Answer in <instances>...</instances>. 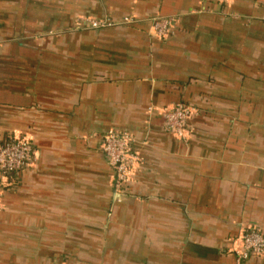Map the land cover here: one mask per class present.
Listing matches in <instances>:
<instances>
[{"label":"crops","instance_id":"0c3cea01","mask_svg":"<svg viewBox=\"0 0 264 264\" xmlns=\"http://www.w3.org/2000/svg\"><path fill=\"white\" fill-rule=\"evenodd\" d=\"M177 104L198 111L186 141L164 127ZM109 129L135 138L124 193ZM9 137L38 154L1 196L0 264H239L242 233L264 234V0H0Z\"/></svg>","mask_w":264,"mask_h":264},{"label":"built area","instance_id":"2783aa9c","mask_svg":"<svg viewBox=\"0 0 264 264\" xmlns=\"http://www.w3.org/2000/svg\"><path fill=\"white\" fill-rule=\"evenodd\" d=\"M225 1V0H220ZM91 29L100 30L109 28L113 22L103 19L83 20ZM125 23L131 22L129 18ZM177 19L175 17H161L152 21L151 32L163 38L173 33ZM198 111L185 104H177L163 110L164 127L181 140H187L189 134L188 123ZM134 136L128 131L109 129L102 136L101 150L105 155L113 174L112 186L117 193L123 192V186L132 176L137 155L133 151ZM37 151L31 142L25 138H13L0 142V199L5 193L7 180L30 168L37 159ZM234 252L238 263L250 257L264 256V234L255 227L246 229L236 241Z\"/></svg>","mask_w":264,"mask_h":264},{"label":"rangeland","instance_id":"374dc122","mask_svg":"<svg viewBox=\"0 0 264 264\" xmlns=\"http://www.w3.org/2000/svg\"><path fill=\"white\" fill-rule=\"evenodd\" d=\"M82 16V15H81ZM83 20H90V18H87V17H80V19H79V25L80 26H82V27H80L81 29H89V31H90V26H88V25H86V24H84L82 21ZM112 181H113V179H112Z\"/></svg>","mask_w":264,"mask_h":264},{"label":"trees","instance_id":"16d2710c","mask_svg":"<svg viewBox=\"0 0 264 264\" xmlns=\"http://www.w3.org/2000/svg\"><path fill=\"white\" fill-rule=\"evenodd\" d=\"M108 20V19H107ZM109 21H111V20H109ZM11 139H13V137H9V138H6L4 141H2V142H6V141H9V140H11ZM25 171V170H24ZM23 172V171H22ZM21 172V173H22ZM21 173H19L18 175H20ZM17 174L16 175H13L14 177L16 176H18ZM112 179H113V174H112ZM129 183V182H128ZM128 183L127 184H125L122 188H123V193H124V191H125V187L128 185Z\"/></svg>","mask_w":264,"mask_h":264}]
</instances>
